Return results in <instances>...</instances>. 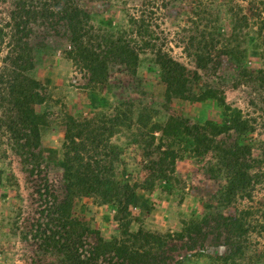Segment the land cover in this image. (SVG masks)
<instances>
[{
    "label": "rangeland",
    "instance_id": "374dc122",
    "mask_svg": "<svg viewBox=\"0 0 264 264\" xmlns=\"http://www.w3.org/2000/svg\"><path fill=\"white\" fill-rule=\"evenodd\" d=\"M2 1L0 29L8 34L4 39L8 42L13 30L4 27L9 21L6 10L9 5ZM194 1L181 0L162 10L161 20L155 21L148 33L152 40L160 35L158 48L161 47L192 73H197L196 78L190 75L196 91L206 87L217 89V99L213 97L202 102L177 97L168 99L161 68L154 55L156 50L152 47L137 49L139 59L135 65L109 62L101 76H96L85 62L79 63L72 55L67 38H58L57 33L48 27L37 30L40 35L33 37L34 42L46 43L38 46L34 54L36 68L33 76L42 84V94L45 95L42 103L33 106L39 127V148L34 150L39 155L37 161L24 163L23 157L17 153L4 127V124L8 125L6 120L12 112L6 103H1L0 107V123L4 121L3 125L0 124V224L4 228L0 232V264H31V259H36L33 255L35 248L25 243L20 234L25 227L23 218L31 211L33 199H38L35 191L38 187L34 189V183H40L39 179H47L59 190L61 188V199L66 197L64 170L67 159L74 160L70 165L75 168L81 165L96 167L108 173L109 181L134 187L136 195L125 213L119 205L104 202L97 195L72 197V211L90 225L94 238L100 237L121 247H143L142 233L162 238L173 236L166 245L170 264H222V259L234 250L227 246L224 237L209 229H202V235L196 236V225L211 211L219 209V213L226 217L236 216L238 210H244L252 203L246 198L225 206L218 203V194L228 181L223 173L212 171H216L222 159L216 156L215 150L201 155L195 136H189L187 128L204 126L211 121L220 127L228 125L229 118H221L225 104L242 110L247 119L264 116V88L248 76L251 71H264V0H216L209 4L202 23H212L214 29L211 38L206 40L199 36L195 26L188 23L189 18L185 15L193 9ZM141 2L82 0L80 3L98 15L97 22L93 23L99 28L113 27L115 31L112 33L117 38L121 36L119 33L126 31L127 40L130 38L132 43H139L140 38L127 24V19L129 15L140 14ZM230 2L232 5L227 6ZM236 2L247 17L242 20L244 29L237 35L232 30V17L227 12ZM111 20L114 21L112 25ZM30 26L34 27L33 24ZM60 32L65 33V30L58 28ZM238 50L242 56L236 54ZM8 55L9 48L0 38L2 61ZM179 118L185 123L175 121ZM209 131L211 133L206 132V136L201 132L198 137L214 139L216 146L221 142L228 144L235 138L234 131L218 135L219 131ZM92 132L101 136L99 144L93 145L95 137ZM80 138L83 139L81 144L87 145L88 152L82 151L84 147L79 144ZM69 139L77 144L68 151ZM247 139L254 148V157L261 158L264 127L256 126ZM83 155H92L99 163L88 160L89 157L84 160ZM30 163L42 172L36 173L37 176L29 174ZM156 169L164 173L157 174ZM262 169L255 167L251 173H259ZM252 195L255 204L264 205V189L259 188ZM13 207L23 210L21 220L18 218L20 211ZM33 207L37 208L36 205ZM13 221H18L20 228L19 232L14 231L17 233L14 236L8 234ZM180 236L182 240H176ZM248 236L244 238L246 243ZM252 237L255 239L252 247H243L245 243L237 245L248 248L249 252L262 251L264 236ZM145 247L149 248L148 245ZM43 261H53V258L49 256ZM247 264H264V258L252 257Z\"/></svg>",
    "mask_w": 264,
    "mask_h": 264
},
{
    "label": "trees",
    "instance_id": "16d2710c",
    "mask_svg": "<svg viewBox=\"0 0 264 264\" xmlns=\"http://www.w3.org/2000/svg\"><path fill=\"white\" fill-rule=\"evenodd\" d=\"M180 1L142 0L140 14L138 16L129 15L127 19V24L136 30V35L140 38L139 43L136 41L132 43L130 38L127 40L126 31L119 33L121 36L117 38L112 33L115 31L113 27L108 25L109 28L104 29L95 25L93 22H97L98 15L93 14L88 8L82 7L80 3L82 0L2 1L3 4L9 5V8L6 9L9 21H6L4 27L13 31L9 34V40L6 42L4 39L8 38V34L0 29V38L9 48V55L3 61L0 57V61L3 62V66H0V107L1 103H6L12 116L7 117L8 125L4 124L3 120L0 124H4L9 138L15 144V150L23 157L24 163H28L29 160L35 162L39 158V155L34 152L39 148V127L38 115L34 112L33 106L42 103L45 100V95L42 94V84L33 76L36 68L34 54L38 46L46 43L44 41L34 42L33 37L40 35L37 31L40 27L43 29L48 27L50 31L57 33L58 38H67L71 45L72 55L77 57L79 63L85 62L92 74L96 76H101L109 62L120 61L127 65H135V61L139 59L137 49L143 46L152 47L156 50L154 55H156V63L161 68L162 81L166 85L168 99L177 97L194 102H202L213 97L217 99L218 91L213 87L196 91L192 77L196 78L194 75L197 76V73H192L186 66L164 52L161 47L158 48L157 42L161 41L160 35L152 40L148 33L154 22L161 20L164 15L162 10H166ZM215 1L196 0L192 3L191 12L185 13L189 18L188 23L192 27L195 26L199 36H203L205 40L211 38V31L214 27L207 21L202 23L205 19L203 14L208 13V5ZM230 5L232 2L227 4V6ZM237 6L239 4L236 2L231 9H227L232 17V30L236 35L244 29L242 20L247 19L243 15L242 8ZM1 20L5 19L1 18ZM113 22L111 20L110 24L112 25ZM31 24L34 27L30 26ZM58 28H63L65 33L60 32L59 34ZM183 28L186 29V27ZM227 42L231 43V40H227ZM136 44L140 45L136 47ZM236 54L243 55L239 50ZM248 76L264 88V71H251ZM244 116L242 110L232 109L225 104L221 118H229L228 125L223 124L220 127L219 124L211 121L204 126L187 128L189 136H195L201 155L215 150L216 156L222 159L216 171H212L218 174L223 173L224 178L228 181V184L222 187L218 194V203L225 206L238 203V199L244 198L252 203L246 209L238 210L236 216L226 217L219 213V209L215 212L211 211L200 224L196 225L198 230L196 236L202 235V229H209L217 236L224 237L227 246L234 248L222 259V264H243V262L247 264L252 257L255 259L264 258V246H262V251L249 252L248 248L242 249L237 245L245 243L243 247H252L255 243L253 235L264 236V205L255 204L252 195L259 188L264 189V143L261 145L262 157H254V148L247 139L248 135L254 133L256 126L264 127V116L248 119ZM175 121L185 123L181 118L175 119ZM173 127L175 128V126ZM209 129L219 131L217 135L234 131L235 138H232L228 144L221 142L220 146H216V140L198 137L201 132L202 136H206V132L211 133ZM91 134L95 137L93 145L102 141L99 133L92 132ZM80 139L79 144L83 143V139ZM69 140L70 144L66 147L68 151L77 144L72 139ZM205 141L206 144L203 143ZM201 143L204 145L200 148ZM81 145L84 147L82 151L88 152L87 145ZM91 156L86 155L87 158L89 157L88 160L99 163L98 159L97 161L94 156ZM86 157L83 155L84 160ZM73 161V159H67L68 165L64 170L66 197L61 199V188L59 190L47 179H39L40 183L38 181L34 183V189L35 186L38 187L35 190L38 199H33L31 211L26 212L27 215L23 218L22 223L25 227L20 231L17 226L18 221L11 223L13 228L9 230L8 234L14 236L17 235L15 230L20 231L23 241L35 248L33 255L36 259L32 258L31 264H146L147 262L170 264L166 256V245L168 239L174 238L173 236L162 238L159 235L142 233L141 240L149 248L137 245L121 247L117 243H108L100 237L94 238L95 233L90 225L79 219L72 211V197L82 194L97 195L104 202L119 205L121 211L125 213L136 193L134 187L128 183L120 184L116 181H109L106 171L83 165L75 168L70 165ZM30 164L32 169L28 171L29 174L35 175L42 172L40 168ZM255 167L263 169L259 173H251ZM154 171L157 174L164 173L162 170ZM153 174L156 175V173ZM35 205L36 209L33 207ZM13 209L20 211L18 218L21 220L24 214L23 210L15 207ZM212 209L215 208L212 207ZM3 230L4 228L0 224V232ZM247 235H249L248 244L244 239ZM180 238L181 236L176 240H182ZM49 256L53 258V261L44 262L43 260Z\"/></svg>",
    "mask_w": 264,
    "mask_h": 264
}]
</instances>
